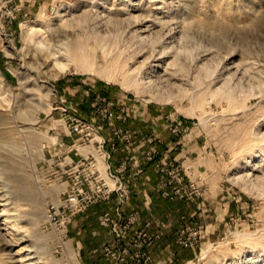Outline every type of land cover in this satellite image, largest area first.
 <instances>
[{"label":"rangeland","instance_id":"obj_1","mask_svg":"<svg viewBox=\"0 0 264 264\" xmlns=\"http://www.w3.org/2000/svg\"><path fill=\"white\" fill-rule=\"evenodd\" d=\"M80 39L92 68L52 80ZM80 85L98 133L70 130ZM110 104L124 121L98 115ZM102 141L140 146L137 160L157 147L143 165L156 210L124 206L159 226L152 264L177 251V264H264V0H0V264H111L101 219L117 196L74 215L63 243L48 221L72 188L112 186ZM188 227L192 249L179 244Z\"/></svg>","mask_w":264,"mask_h":264},{"label":"built area","instance_id":"obj_2","mask_svg":"<svg viewBox=\"0 0 264 264\" xmlns=\"http://www.w3.org/2000/svg\"><path fill=\"white\" fill-rule=\"evenodd\" d=\"M110 106L109 109L98 111V115L102 119L109 122L114 120L124 121L126 119L123 113L116 114L112 110L114 104H110ZM102 129L103 127H96L93 122L87 123L79 118L75 119L74 125L70 126V130L74 134H82L89 132V130L98 133ZM87 135L89 136V134ZM124 138L128 140L131 137ZM105 144L106 142H102L99 145L103 148ZM112 149L116 150V144L112 145ZM156 154L157 147L152 145L150 150L146 152L144 159L147 162H154ZM105 156L107 159L111 158L110 153H105ZM144 159L136 161L133 172L129 175L125 174L126 164L123 170L118 171V175L108 174L113 183L112 186L106 182L98 181L96 177L88 185L89 189L87 191L81 186L74 187L69 194L64 195L66 198L61 200L59 206L52 205L48 210V221L57 231L59 240L63 243V238L67 237L68 225L74 215L84 212L95 204L112 203L113 197L117 196L118 202L101 219V225L109 231L108 238L103 245V258L111 264H152L153 249L161 238L158 224L154 220L142 224L137 212L129 216L124 213V206L130 196L131 184L136 182L143 174V165L146 163ZM162 195L170 197L165 192ZM200 237V231L188 227L180 235L179 244L185 249H192L198 245Z\"/></svg>","mask_w":264,"mask_h":264},{"label":"crops","instance_id":"obj_3","mask_svg":"<svg viewBox=\"0 0 264 264\" xmlns=\"http://www.w3.org/2000/svg\"><path fill=\"white\" fill-rule=\"evenodd\" d=\"M94 88V85L92 86ZM82 92L83 91V94L79 95V100H77L79 106L81 107V113L79 114L85 121H92V115H93V112L90 111V110H83L82 107L85 105V103L88 104V98H86L88 95H89V92H91V88H88V89H85L83 86H77L74 88V91L73 92ZM72 92V90H71ZM79 107V108H80ZM150 112V111H149ZM146 111H144L142 113L141 118L138 119L139 122L141 123H138V125L140 124V126H145L143 124V122H146L145 119H143L144 117L143 116H146ZM133 118H137L136 116L134 117H131L129 122L128 123H125L124 126H130V125H134L135 123H132V120ZM152 122H154V118L152 117ZM153 126H155V124L153 123ZM147 127H149V125H147ZM102 139L104 140V137H102ZM102 142H105V141H102ZM74 144L75 143V140H69L68 142H66L65 144ZM127 144H131L129 141L127 142ZM106 145V146H105ZM103 145V148H99V149H102V151L104 153H110L111 155V158L109 159V170L116 173L118 172L119 170H123V167L124 165L127 163L129 164V167H127L126 171H125V174L126 175H129L133 172V164H130L128 163L127 160L129 161H137V159L135 158V156H131V153L134 152V154H137V151L139 152L140 150V146H137L136 149H130L129 148V145H126V144H116V150H113L112 147H110V145L106 144ZM132 145V144H131ZM101 147V146H100ZM189 148L190 146L186 149V153L189 152ZM77 155V153L75 154ZM108 161V160H107ZM106 161V162H107ZM189 161V159H188ZM187 163V162H186ZM148 168L147 167L145 169V172L140 176L139 178V182L138 184L133 188V191H132V194L131 196L129 197L128 201H127V204L130 203V201H133V200H138L139 198L142 200L145 199V204L149 203L152 207L153 210H156V200H155V195L152 193L155 188L154 186L157 185V177L156 175H148L149 173L147 172L148 171ZM151 192V193H150ZM144 204V205H145ZM148 206V205H147ZM145 208V206H144ZM94 208H90L89 209V213L91 211H93ZM87 215L89 216V214L87 213ZM90 228V227H89ZM94 234H95V230L93 231ZM91 233V229H90V232ZM159 244L160 243H157L156 246L154 247L153 249V254H154V257L157 259L158 256H157V248L159 247ZM167 250V249H166Z\"/></svg>","mask_w":264,"mask_h":264},{"label":"bare ground","instance_id":"obj_4","mask_svg":"<svg viewBox=\"0 0 264 264\" xmlns=\"http://www.w3.org/2000/svg\"><path fill=\"white\" fill-rule=\"evenodd\" d=\"M91 57V54L85 50L84 43L81 39L72 41L66 54H63L61 58L55 57L54 72L50 75V78L57 80L63 73L70 71L72 67L78 70L80 67H84V64H90L89 68H92Z\"/></svg>","mask_w":264,"mask_h":264},{"label":"trees","instance_id":"obj_5","mask_svg":"<svg viewBox=\"0 0 264 264\" xmlns=\"http://www.w3.org/2000/svg\"><path fill=\"white\" fill-rule=\"evenodd\" d=\"M149 166H150V165H147L146 168L149 167ZM176 253H177V256H178V257L176 258V262L178 263V261L181 260L183 254L179 255V251H177ZM177 263H176V264H177Z\"/></svg>","mask_w":264,"mask_h":264}]
</instances>
